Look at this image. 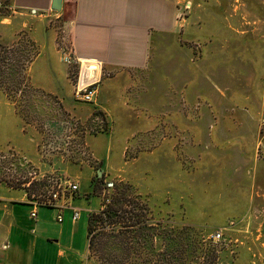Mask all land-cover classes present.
<instances>
[{"label":"rangeland","instance_id":"rangeland-1","mask_svg":"<svg viewBox=\"0 0 264 264\" xmlns=\"http://www.w3.org/2000/svg\"><path fill=\"white\" fill-rule=\"evenodd\" d=\"M8 1L0 186L50 207L85 175L79 194L86 187L99 210L109 188L125 184L156 219L196 226L208 240L219 234L218 264H264V0H169L176 29L156 35L149 69L104 72L98 84L132 90L123 118L98 92L94 104L75 97L80 65L62 29L74 0L58 18L17 14ZM104 260L87 250L85 264Z\"/></svg>","mask_w":264,"mask_h":264},{"label":"crops","instance_id":"crops-1","mask_svg":"<svg viewBox=\"0 0 264 264\" xmlns=\"http://www.w3.org/2000/svg\"><path fill=\"white\" fill-rule=\"evenodd\" d=\"M8 2L10 9L20 15L58 18L68 0H61L59 9L54 0ZM176 23L169 0H74L72 17L62 21V29L78 63L82 60L100 68L98 80L90 84L96 85L102 104L109 106L114 116V108L119 106L123 118L127 117L130 102L127 93L132 90L98 85L103 82L104 72H146L156 35L174 32ZM104 94L113 100H102ZM83 177L76 181L78 190L64 209L36 208L25 190L0 186V264H85L88 215L97 211L99 204L94 207L97 198H87L86 187L79 194L82 186L90 183V178ZM74 209L80 211L76 221L72 220ZM34 210L33 219L30 213ZM58 216L62 218L60 223Z\"/></svg>","mask_w":264,"mask_h":264},{"label":"trees","instance_id":"trees-1","mask_svg":"<svg viewBox=\"0 0 264 264\" xmlns=\"http://www.w3.org/2000/svg\"><path fill=\"white\" fill-rule=\"evenodd\" d=\"M109 189L87 221L88 250L100 252L106 264H218L220 250L200 228L170 216L156 219L128 185Z\"/></svg>","mask_w":264,"mask_h":264},{"label":"built area","instance_id":"built-area-1","mask_svg":"<svg viewBox=\"0 0 264 264\" xmlns=\"http://www.w3.org/2000/svg\"><path fill=\"white\" fill-rule=\"evenodd\" d=\"M97 96V90H96V85L95 84H90L88 86H86L85 88H83L82 90H78L77 88V92L75 97L81 101L82 103L85 104H94L95 103V99ZM78 190V186L76 183H72V184H68L67 187L63 188V192L61 193V196L59 197V199H57V194H54L51 198V203L53 204L50 207L53 208H58V209H64V207L67 205V200L65 201V195H74ZM67 199V198H66ZM60 200H62L61 203H58ZM34 206L37 207H41L40 205L34 204ZM31 218H35V210L32 211L30 213ZM80 216V211L77 209L73 210V214H72V220L76 221L79 219ZM62 218L61 216H58L57 218V222H61ZM220 237L219 234L215 235L214 237H211L212 240H216Z\"/></svg>","mask_w":264,"mask_h":264},{"label":"bare ground","instance_id":"bare-ground-1","mask_svg":"<svg viewBox=\"0 0 264 264\" xmlns=\"http://www.w3.org/2000/svg\"><path fill=\"white\" fill-rule=\"evenodd\" d=\"M79 63H80V71H79L77 88L78 90H82L90 83L96 82L98 80L100 68L93 66V64L82 60Z\"/></svg>","mask_w":264,"mask_h":264},{"label":"water","instance_id":"water-1","mask_svg":"<svg viewBox=\"0 0 264 264\" xmlns=\"http://www.w3.org/2000/svg\"><path fill=\"white\" fill-rule=\"evenodd\" d=\"M54 2H55V7H56L57 9H59L61 0H54ZM96 175H97V178H100L101 175H102V174H101V171H100V170H97V171H96Z\"/></svg>","mask_w":264,"mask_h":264}]
</instances>
